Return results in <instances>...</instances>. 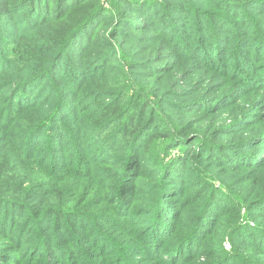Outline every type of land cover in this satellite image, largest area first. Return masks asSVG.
Segmentation results:
<instances>
[{
    "label": "trees",
    "instance_id": "trees-1",
    "mask_svg": "<svg viewBox=\"0 0 264 264\" xmlns=\"http://www.w3.org/2000/svg\"><path fill=\"white\" fill-rule=\"evenodd\" d=\"M100 2L0 0V127L1 135L10 137V145L18 151L13 154L14 167L4 169L0 178V234L8 235L7 241L14 243L19 256L24 254L22 264H252L251 254L245 256L238 249L261 243L252 239L253 232L259 228L261 232L255 233L258 238L264 236V229L252 219L264 204V189L257 179L259 194L246 204L242 197L235 201V195L220 182L215 186L210 174L203 171L205 175L196 179L200 171L192 168L195 157L191 156L194 143L202 140L199 129L188 139L170 136L165 130L157 132V127L143 134L136 128L139 115L132 109L123 113L127 107L103 117L104 129L113 125L120 140L126 135L131 150L142 147V142L138 144L140 137L150 142L158 135L171 148L182 146V156L174 161L184 163L179 170L165 162L156 171L150 168L155 164L148 158L150 167L140 163L138 176L148 171L157 173V178L146 185L150 189L143 191L136 181L129 184V160L124 162L119 157L116 164V157L112 160L105 155L108 145L99 142L109 135L88 142V135L77 137L73 133L78 132L65 127L62 120L70 117L71 109L75 110L72 118L82 115L84 109L87 115L116 109L122 94L107 92L104 98L101 90L90 86L117 88L139 70L140 74H154L159 69L169 73L171 49L195 66L228 75L238 83L233 94L253 93L246 104L254 109L264 103V0H110L109 10ZM48 28L54 31L58 47L45 51L37 44L36 31ZM25 42L35 45L30 47ZM117 43L128 51H122ZM118 51L124 59L118 57ZM43 58L46 62L41 69ZM31 64H40L37 73L30 69ZM120 74L127 77L121 81ZM7 76L14 81L4 79ZM159 83L162 88L167 84L164 80ZM76 93L81 94L72 101ZM47 100L55 102L47 119L32 120L26 126L18 123L20 112ZM196 102L192 104H199ZM204 109L197 112L211 111L206 106ZM176 130L184 131L182 127ZM139 153L142 157L153 154ZM102 163L112 164L111 171L118 174L112 211L91 214L45 207V213L34 215L40 208L32 211L18 199L21 188L16 183H24L19 180L22 176L29 179L32 173L43 170L51 179L48 185L56 186L52 181L68 174L73 176L72 181L95 177ZM243 164L253 166L249 161ZM18 168L26 171L17 173ZM35 182L32 187L42 184ZM194 182L197 197L204 195L194 201L196 209L186 218V211L193 205L187 189ZM71 192V181L62 190L55 189L57 205H65L68 200L63 196ZM216 200H220V206ZM241 202L237 209L236 203ZM228 214L237 218L219 237L213 220L216 217L220 221ZM179 219L184 220L186 229L178 232ZM208 238L213 243L203 245ZM8 250L10 247L0 249V261L15 264V252L6 253Z\"/></svg>",
    "mask_w": 264,
    "mask_h": 264
},
{
    "label": "rangeland",
    "instance_id": "rangeland-1",
    "mask_svg": "<svg viewBox=\"0 0 264 264\" xmlns=\"http://www.w3.org/2000/svg\"><path fill=\"white\" fill-rule=\"evenodd\" d=\"M100 1L103 9H110V0ZM108 29L110 30V27H108ZM36 32L38 34L37 44H39L42 49L48 51L49 48L54 49V47H58V41L53 36L55 34L51 28ZM21 44L23 43L21 42L20 45ZM25 45L33 47L35 44L25 42ZM118 45L122 51H128L125 46H122L121 44ZM171 50L173 60L172 64H170L172 70L169 73H165L166 69H159L155 71L154 74H140L139 72L141 70H139L138 73H135V76L130 75L128 77V83L125 81L117 88L90 86L91 88L101 90L104 93V98H107L105 95L107 92H119L122 94L123 98L121 97L120 103L116 104V109H111L107 112L109 110L108 108L104 109L103 112L94 114L93 111H91V114L89 115H87V109H84L82 115H79L78 117L75 116V118H72V114L75 110L71 109L70 117L64 118L62 124L65 123V127L68 126L70 129H73L74 131L76 130L78 133L73 134L77 137L88 135V142L96 140L99 136L109 135V139H106L105 141L100 140L99 142L102 146L104 144L108 145L104 148L106 151L105 155L110 156L111 159L112 157H116V160H119L120 157L124 162L125 159L129 160L130 167L132 168V177L129 184L133 185V181H136V184L143 188V191L150 189V187H147L146 185L149 181H152L154 177L157 178V176H154L157 175V173H155V171H148L145 172V175L138 176L137 171L140 170V163L145 162L144 165L150 167L149 162L146 163V159L148 158L150 162L155 164L154 167L150 168L155 169L156 171L160 170L159 166L161 163L165 162H169V167L179 170L183 167L182 165H184V163L178 165L174 161L178 156H182V146L171 148L161 139L162 136L158 135V137L150 142H147V137L144 140L140 137L141 140H138V144L142 142V147L138 146L136 150H131L130 143L128 144L126 142V135L123 137V140H120L116 137L117 132L113 125H110V128L108 129H104L105 123H103V117L109 115L111 112L120 113L127 107L123 113L127 111L129 112L132 109V111L134 110L135 115H139V117L135 119L138 120L136 128H138L140 133L143 134L151 127H157V132L165 130L167 131L165 133H169L170 136L178 135L184 139H188L187 137L189 136L195 137L194 130L199 129V131H201L202 140L200 143H194L192 149L193 156H191L195 157L192 163V168L200 171V174H197L196 179L208 173L211 175V179L215 186H218L220 182L235 195V201H237V199L241 201L242 197L246 204H250V202H253L255 197L259 194L260 189H264L263 101H261V103H259L254 109L248 108L246 101H249V99L252 98L251 95L253 96V93L246 91L233 94L238 83L233 79H230L228 75L225 73H218L217 71L208 68L205 69L197 65L195 66L191 61L178 57L175 54L176 52L174 49ZM122 51H118L117 54L119 58L124 59L125 56L122 55ZM156 55H158V53ZM45 60L46 58H43L41 64L45 63ZM141 60L142 59H138V61ZM129 61H131V59H129ZM39 65L31 64L30 69L35 70ZM40 67L43 69L44 65L42 64ZM35 72L37 73L38 71L35 70ZM158 75L160 76L157 77ZM149 76L151 77L148 78ZM119 77L121 78V81H123L127 75L125 74V76H122L120 74ZM4 79L14 81V78L8 76ZM161 80H164L167 83L163 88L159 83ZM194 82L196 83L194 84ZM90 83L91 82L88 83V87ZM80 94L81 93H76V96L72 98V101L77 99ZM192 101H198L196 103L199 104H192ZM53 102L52 100H47L36 108H30V110L20 112L17 119L18 123L21 122V126H26L30 125L32 120L39 121L47 119V112L52 108ZM105 102L107 103L108 101ZM143 104H145V106ZM89 106L90 104L88 107ZM205 106L209 107L208 110L211 111L203 112L204 114L197 112L205 110ZM192 110H194V112H184ZM153 111L154 114H152ZM75 121H77L76 124ZM153 121H155V124L151 126ZM160 123H163L164 125L162 126ZM56 124L58 123L56 122ZM181 127L184 130L183 132L176 130V128L180 129ZM1 130L2 127H0V178H3V174L5 173L4 169L7 170L12 166L14 167V161L12 158L13 154L18 151L13 150L10 145L12 139L10 137L5 138V136H2ZM13 132H15V130H13ZM211 146L214 147V149H210ZM139 152H152L153 154L148 155L147 157H142ZM222 158L225 160H221ZM116 160H114V163L117 164L120 162V160ZM245 161H249L253 166H244L245 164L243 163ZM183 162L186 161L184 160ZM107 164L108 165L102 163L97 166L99 173H97L95 177L90 176L87 179H77L72 181L71 179L73 176L68 174L63 178H56L52 181L56 186L48 185V182L51 181V179L46 176L43 170H38L37 172L32 173L29 179L26 176H22L19 180L23 179L24 183H16V186L21 188V194L18 195V199L25 205L29 206L32 211H34L36 207L40 208L38 211H34V215H42L45 213L43 211L45 207H64L65 209L68 208L76 211L83 210L91 214H97L101 211V213L112 211L115 206V201L112 196H115L114 194L116 193V191H114V185L116 184L115 181L118 178V174L111 171V169H113L112 164ZM222 165L224 167H233L227 169ZM22 171L26 170L20 168L16 169L17 173H22ZM203 171L205 174H203ZM176 173L180 174V171H177ZM257 179L261 182V188L257 187L259 185L256 183ZM37 180L42 184L37 187H32ZM68 181H71L72 184L71 195L65 194L63 196V200H68L65 205H57L53 191L55 189L62 190L64 184ZM197 191L196 182L193 183L192 187L187 189V195L193 201V205L186 211V218H189L192 215L190 212L196 209L194 201L204 195L201 193L202 195L197 197ZM145 193L146 196H149V192ZM219 202L220 200L215 201L216 204L218 203V206H220ZM141 205L143 207L149 206L148 204ZM237 205H243V203H236V208L238 209ZM263 205L264 204L258 207L257 212L259 214H255L252 219V223H261L260 228L262 229H264ZM244 210L243 207L242 213ZM236 218L237 216L228 214L222 217L221 222V220L219 221V219L217 220L215 217L213 224L216 234H219V237L224 235L225 232L229 231L227 227L230 226ZM178 223L180 224L178 232L186 229L184 226V220L179 219ZM244 226L246 227V225ZM257 229L256 232H253L254 236L252 239L255 240L256 238L257 241L261 242L259 243V246L254 248H240L238 249V252L245 256L251 254V261H253L252 264H264V236L260 235L257 238L258 234L255 235V233L261 232L259 228ZM7 238L8 235L4 236L0 234V249L2 247H10L11 250H8L6 253L14 251V258L17 260L16 263L22 264L21 260L22 257H24V254L19 256L17 248H13L14 243L7 241ZM210 243L213 242L208 238L205 239L203 245H210ZM224 247L226 249L228 248V250L230 248L227 244ZM0 264H8V262L3 263L0 261Z\"/></svg>",
    "mask_w": 264,
    "mask_h": 264
}]
</instances>
